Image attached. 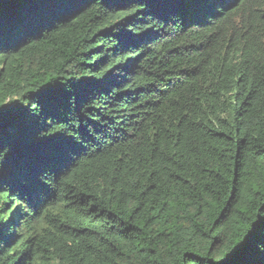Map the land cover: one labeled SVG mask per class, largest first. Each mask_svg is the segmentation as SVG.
Instances as JSON below:
<instances>
[{
    "label": "trees",
    "instance_id": "trees-1",
    "mask_svg": "<svg viewBox=\"0 0 264 264\" xmlns=\"http://www.w3.org/2000/svg\"><path fill=\"white\" fill-rule=\"evenodd\" d=\"M0 264H264V0H0Z\"/></svg>",
    "mask_w": 264,
    "mask_h": 264
}]
</instances>
